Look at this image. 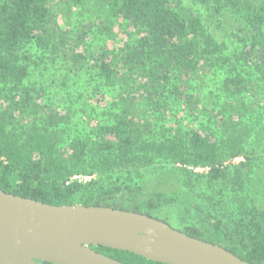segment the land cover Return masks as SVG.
<instances>
[{
	"label": "trees",
	"instance_id": "obj_1",
	"mask_svg": "<svg viewBox=\"0 0 264 264\" xmlns=\"http://www.w3.org/2000/svg\"><path fill=\"white\" fill-rule=\"evenodd\" d=\"M98 1L106 15L102 33L118 19L131 26L125 48L93 51L87 44L76 51L67 46L69 32L59 28L52 0H0V189L50 204L144 212L246 261L264 262V210L245 195L258 160L249 140L264 134L254 121L264 115V0H192L220 20L228 12L243 24L234 50L181 0ZM76 77H87L90 94L62 86ZM104 86L118 94L104 111L108 117L92 123L97 110L82 97ZM182 109L200 115L201 125L169 126ZM240 156L233 166L225 163ZM158 162L171 165L169 172ZM78 175L96 176L83 182ZM180 187L200 197L184 203L167 192ZM129 194L142 197L123 205ZM167 204L187 215L177 222L155 214ZM233 204L242 217L225 222ZM93 247L126 264H168Z\"/></svg>",
	"mask_w": 264,
	"mask_h": 264
},
{
	"label": "water",
	"instance_id": "obj_2",
	"mask_svg": "<svg viewBox=\"0 0 264 264\" xmlns=\"http://www.w3.org/2000/svg\"><path fill=\"white\" fill-rule=\"evenodd\" d=\"M98 245L168 264H264L144 212L50 204L0 189V264H126Z\"/></svg>",
	"mask_w": 264,
	"mask_h": 264
},
{
	"label": "rangeland",
	"instance_id": "obj_3",
	"mask_svg": "<svg viewBox=\"0 0 264 264\" xmlns=\"http://www.w3.org/2000/svg\"><path fill=\"white\" fill-rule=\"evenodd\" d=\"M181 1L186 6L190 7L195 13H200L202 15L205 22H207L209 25L208 28L211 29L219 39L225 40L228 43V46L230 48L229 50H234L235 48V43L233 44V40L236 42V44L240 46L242 45L241 38L244 37L243 35L245 34V31L240 30L243 24L240 23L234 15L226 12L224 13V15H222L223 18L220 20L219 15L212 16L207 8L197 3H193L192 0ZM51 6L53 13H55V19L58 21L59 28L63 31L67 30V32H69V34L67 35V46L75 45L76 51L84 49L87 44L93 51H99L103 47L111 49L117 48L118 50H120L122 48H125L127 46V43H130L132 41V28L127 24L126 21L122 19L114 20V22L112 23V28L111 23L107 22L106 25L110 26L111 31H107V33L101 32V30L105 29V26H103V20L106 18V15L104 12H102V7L98 0H88L87 4L84 6H70L67 0H52ZM237 28L240 29L236 30ZM227 31L229 33L228 35ZM76 40H78V46L76 45ZM68 51L70 50L68 49ZM61 63H63V61ZM56 75V82L60 83V81H63V76L61 73H56ZM86 79L87 77H76L72 80L63 82L62 86H64L66 89H69L70 91H74V89L79 86L84 87L87 89L88 94H90V92L92 91V87L90 88V86L87 87L84 85L85 83H89V80L86 81ZM209 79L210 77L206 79L207 83H210L211 80ZM116 94H118V92L115 91V88L104 86L102 91L97 92L93 96L84 95L82 97L85 107H87L88 105L89 108L94 107L97 110V116L95 117L94 115L92 118H90V120H92V123H96V119L104 120L108 117V115L104 111L106 110V107L111 106L112 103L116 100ZM50 102L53 103V105L55 104V100L48 101L47 103L50 104ZM175 113L176 118L175 120L174 118H172L173 121H168L169 126L178 127L180 125H183L184 127H186V129H190L193 127H199L202 123L203 118L198 114L190 113L188 109H182L181 111L177 110L175 111ZM88 117L89 115L84 114L85 120H87ZM257 117L258 118L254 121L256 122V127L261 130L260 133H262L264 131V115L260 114ZM207 118L208 117H205L204 119ZM178 119H182V123L179 122L180 120ZM260 136V134L255 135L249 140L250 143L248 144V148H253L257 152L256 154L258 155V160L256 166L254 167V172L250 180H248L249 182L247 181L248 183L246 186L245 195L248 196L247 199L250 201V205L254 202L256 203L258 208L264 210V134L261 137ZM241 160H244V158L240 156L232 160L229 159L225 163L227 165L233 166ZM169 166L171 165L165 162L157 163V167L164 172H169L167 170V167ZM192 168L196 173H203L208 171L209 169L208 167ZM95 176L96 175H78L75 177V179L87 182L95 178ZM167 192L173 194V197L182 198L184 203L185 199L189 200V196L200 197L197 193H192L186 189L184 190V188L182 191L181 187L177 190H167ZM232 193L233 192L230 191V194ZM135 196L142 197V195L140 194H136ZM135 196L131 194L126 195V198L125 196H123V205H131L133 201L136 200ZM232 206L233 209L230 215L228 217L227 215L226 217H223L225 222H233L242 217L240 208L236 204H233ZM185 210L186 209L175 206L173 204H167L165 205V208L159 209L155 214H162V216H164L165 214L169 216L171 215L172 217H174L173 219L178 222V220H176V217L178 215L186 214ZM195 213L197 216L200 214V212Z\"/></svg>",
	"mask_w": 264,
	"mask_h": 264
}]
</instances>
